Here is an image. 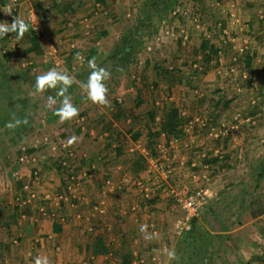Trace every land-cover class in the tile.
I'll return each mask as SVG.
<instances>
[{
	"label": "crops",
	"instance_id": "1",
	"mask_svg": "<svg viewBox=\"0 0 264 264\" xmlns=\"http://www.w3.org/2000/svg\"><path fill=\"white\" fill-rule=\"evenodd\" d=\"M21 1L25 2L22 9L20 8ZM21 1L17 10L8 15L2 10L7 0H0V22L11 23L16 15L19 17L22 15V18L26 15L25 20L28 21L31 4L26 0ZM56 1L59 2L60 0ZM250 1H254L253 8L255 11L263 10L264 4L255 0ZM144 2L145 0H142V3L136 7L139 12L138 16L142 17L141 19L144 18L145 13ZM232 5H229L230 9L234 6ZM71 7L69 10L68 6L65 7L63 3L61 5H50V8L46 7L47 15L42 20L43 34L46 31L47 34H50L49 36L53 37L52 41H56L59 45V66L55 67L52 62H43V56L47 50V39L43 38L40 42L30 34V28L28 34L30 38L28 40L31 47L23 48L25 43L28 42L25 34L26 39L23 38L24 44H20L21 55L18 60L36 58V61L40 60L41 64L43 62L44 65H42L48 70L53 67L57 70H67L68 74L75 77L76 81L87 80L91 71L88 67V60L93 57L96 58L98 66L109 68L110 78L112 79L120 78L122 73L126 72L130 66L137 64L135 62L138 58L140 59L142 49L144 51V46L148 43V40L143 42V38L140 40L141 38L136 37L135 49L127 56L126 61L122 58V52L118 50L121 41H132L135 38L134 36L130 38L124 36L132 25H136L141 20L138 18V20L128 21L124 25L126 21L118 18V15L126 17L127 11H130L129 0H77ZM251 20L253 25L254 19ZM255 23L259 24L256 20ZM253 27H255V30L258 28L257 25H253ZM140 28L137 29L138 34L143 31ZM143 29L145 30V28ZM155 30L156 28L152 33L156 34ZM192 30L190 38L194 35ZM244 33L252 32L249 28ZM254 34L256 36L252 37L250 41L259 44L258 37L262 36V32H255ZM32 39L34 40L31 42ZM262 39H264L263 36ZM5 41L3 37L1 43L5 44ZM138 41L141 44H138ZM70 43H75V49L68 50ZM40 44H44L42 51L35 50L33 52L34 50L30 49H38L37 46H40ZM260 45H255L252 48L254 53H263L264 46L260 47ZM124 50L129 52L130 47H126ZM77 53H81L84 57L82 65H78V61L74 59ZM159 57L160 55L155 57V61L157 64L159 63V67L163 68L165 61ZM151 59L149 56L144 58L143 62L142 60L138 61L140 69L143 70L142 75H144L138 86L135 82L133 85H119L114 80L107 83L112 95H108L110 104L106 107L92 104L86 99V95L79 85L73 83L68 89V94L80 112H86L88 115L86 116L89 124L84 132L74 126L73 121L75 118L64 123L59 122V118L53 113V110L59 107V98L57 104L51 106L48 110L49 116L47 117L51 119L50 124L56 123V128L53 129L52 126L47 125L42 130L45 131L43 135L52 134L67 141L70 137L76 136L78 141L73 144L77 148L72 165L73 172L79 173L83 170L94 169L93 179L86 183L82 181L83 187L80 185L75 191L76 194L84 196V202L78 200L75 209L67 206L62 208L66 215V221L60 224L61 230L59 233L52 231V221L49 219L33 223L31 217L35 212L33 209L35 205H23L19 208H13L8 214L3 211L2 218L7 219V221H9L7 218L9 215L12 218V221H9L10 223H2L5 225L8 234H12L11 236L19 240L17 249L21 251L17 254L22 255L23 258L27 255L24 261L18 259L16 264H34L37 255H46L49 257L51 264H88L87 258L91 260V264H171L172 261L168 260L166 250L175 248L177 250L179 236H174L172 229L175 218L182 214V210L176 198L170 196L167 189L169 187L196 189L204 186L216 190L204 206L200 208L201 211L206 212L205 218L207 221L204 223V229L216 241L214 239L211 243L212 247H210L208 254H212L211 258L209 256L205 257L203 264H208L207 262L219 264L215 255L216 252L221 254L225 264H246L248 262V258L244 253L245 240L257 233L252 232L253 230L250 228L249 231L245 232L244 227L245 225L251 226L256 219L264 218V213L250 216L252 199L258 196V186L264 185V118H258L260 115L254 113L255 115L250 118V125L248 123L241 125V129L237 130V128L235 131L227 133L226 136L218 138L210 136L209 133L215 127L219 129L227 128L223 124L226 123V120L215 119L216 124L213 122L215 127L210 121V129L204 128L207 126L205 125L194 126L187 130L183 128L180 131L173 129L168 132L161 131L158 126L156 128L149 127L146 125L149 118L154 117L153 123H166V116L170 113V107L177 110L180 105H183L175 104L178 101L177 98L172 102L173 104L167 103L170 107L169 109L165 108V110L162 105L164 104L162 98L158 101L154 99L155 95H152V88H154L153 91H160L163 94L162 91L165 90L166 85L162 80H159L155 72L152 76L151 72L146 73L153 67ZM0 60L4 63H10L7 55L0 54ZM36 69L35 67L32 69L37 71L36 75L43 74L44 70ZM33 71H30L29 75L33 74ZM5 73L7 79L12 80V76H9L6 71ZM145 75H149V79ZM16 85L18 88L19 83ZM178 89H181V86ZM50 91L51 95L47 94L46 98L55 96V90ZM111 96L112 98H110ZM183 103L185 102L183 101ZM188 103H192L190 105L192 111L199 109L194 102L189 101ZM34 104H36L35 109L28 112L30 116L34 115L31 124L36 119L39 103L34 102ZM114 107L117 108L114 110ZM195 127H202L206 132H203V134L194 132ZM116 137L121 138L126 145L122 146L119 142L114 141ZM208 138L211 140L209 141ZM204 139L208 143H204ZM110 141L112 143H109ZM135 143H141L143 150L133 151L135 152L133 154H137V156L133 158L130 166L128 163L126 164V166H129L127 169L133 168L131 170L134 173L120 171L122 166L119 164H114L113 167V164L110 163V156L116 154L121 156L120 154L127 153V146ZM113 145L115 147H112ZM160 147L165 150V153L161 156V162L169 166L171 170L166 177L152 170V160L160 161L159 156L161 155L157 156L155 154V156H152V153H159ZM42 153L46 159L41 163L43 165L41 166L43 179L39 186L47 189L51 188L52 184H57V187L61 184L62 187V179L54 171L57 162L62 158V152L59 149L56 151L45 149ZM94 157L99 160L103 157L102 165L106 167L104 164L109 162L111 167L108 169L107 175L101 176L100 181L96 178L95 166L97 172L100 168ZM204 157L212 161L209 169L203 168V165L206 164V162H203ZM22 167V170L25 171L24 174H28L29 169L26 166ZM13 172L6 173L13 183L12 188L20 182L12 178ZM21 173L23 174L22 171ZM128 174L130 177L132 176V182L124 190L106 192L104 184L106 179L117 182L122 176ZM192 176H195V178ZM134 179L142 180L144 185L151 189L148 198L142 197L138 187L133 182ZM91 182L96 184L94 188L97 189L93 195L88 188L92 185ZM87 183H89L88 186H86ZM233 186L234 188L231 190ZM61 187H58L59 190L53 187V192L61 191ZM12 188H8L7 191L16 193L17 191ZM247 189L250 191L248 192ZM246 195L250 198L248 208L246 207V200H248ZM10 196L11 194L6 195V197L3 196V200L7 201ZM234 198H238L237 210L229 220H225L226 212L220 211V208L225 204H231ZM101 200H104L106 204V213L102 216L94 213L92 209ZM241 203L242 206H245L244 211L240 210ZM4 204L7 206V202ZM20 213H25L28 220H20ZM70 217L73 219L72 225H70ZM242 218L250 220L247 223L240 224ZM142 224L148 225V233H156L158 238L144 239L139 231ZM259 224L262 225L261 220ZM89 227L92 230H88ZM252 228L255 229L254 226ZM116 229L120 232L119 236H116ZM47 236H51V238L48 239ZM94 236L102 237L105 245H109L113 249V256L104 254L91 258L90 244ZM260 242L261 239L256 240L253 238L248 247L253 245L255 248ZM2 246L5 247L4 244ZM259 250H262V248L260 247ZM260 254H262V251ZM2 259L5 260V258Z\"/></svg>",
	"mask_w": 264,
	"mask_h": 264
},
{
	"label": "rangeland",
	"instance_id": "2",
	"mask_svg": "<svg viewBox=\"0 0 264 264\" xmlns=\"http://www.w3.org/2000/svg\"><path fill=\"white\" fill-rule=\"evenodd\" d=\"M26 1L32 5L31 8L35 9L36 12H40L42 14V19H43V17L45 18L47 15L46 7L50 8V5H53V4L61 5V3H63L64 6L65 7L68 6V9L70 10V8H72L71 5L75 3L77 0H74V1L60 0L59 2H57L56 0H26ZM196 1L198 0H178L173 7L191 6L189 7V13L190 15H192L193 13L194 17L197 18V24L199 25L198 29L194 26V24L188 22L190 15L186 19L183 18L182 16L168 15L169 13L165 15L166 18H162V19H159L155 16L152 17L151 22L154 25V29L156 28L155 30L156 33L159 32V28L161 26L160 21L164 20L170 32H172V35L162 34L160 37V40L156 41L155 36H157V34L149 32L152 30L146 31L142 29L143 30L142 32L144 34L143 42L145 40H148V43L144 46V51L142 49L140 59L138 58L137 61L135 62L137 64L132 65V67L130 66V68H128L126 72L122 73L120 78H116V79L110 78L109 80L106 81V84L109 82H113L114 80L119 85H125V84L133 85L135 82L136 86H138V83H141V79L144 76L142 75L143 70L142 68L140 69L138 61L142 60L143 62L144 58H148L150 56L152 58L151 64L153 67L152 69H149L148 71H146V73L148 74V72H151V76H152L153 72H155L159 80H162L166 85L165 90L162 91L163 94H161L160 91H153L154 88H152V95L153 96L155 95L154 99L157 101L160 100V98H162V103H164V105H167V103L173 104L172 102H174V100H177L178 98V101L175 104H183L177 108L178 115H179L180 109H185L186 112L189 113L190 115H199L202 117H207L208 119L211 118L209 117L210 113H213L216 120H221V119L226 120V123H223V124L227 128L231 123L234 122L235 114L237 113H239L241 117L243 118H246V117L252 118L255 115L254 113L260 115L258 118H261V119L264 118V49H263L262 54H258V52L254 53V51L252 50V48H254L255 45L261 44L260 47L264 46L263 45L264 39H262V36L264 38V31H263L264 30V8L263 10L255 11L253 8V4H255L254 1H247V0H205V1L203 0L205 3H201V4H199ZM255 1L258 3L264 4V0H255ZM247 2H249L250 4H246ZM129 3L131 7L129 8L130 11H127L126 17L124 16L121 17L118 15V18L122 19L123 21H126L124 25H126L128 21L134 22L136 19L138 20V18L140 19L142 18L138 16L139 12H138V8H136L142 3V0H131V1L129 0ZM24 4L25 2L21 1V4H20L21 9L23 8ZM230 4L234 5L231 8L232 10L229 7ZM201 6H202V9H201ZM35 7H37V9ZM231 11L235 13V18H238L239 23H232V18L229 17V12ZM260 16H263V17L260 18ZM21 18H22V15H21ZM23 18L26 19V15ZM251 19H254L253 25L258 26L256 30H255V27H253L252 25ZM255 20L258 21L259 24L255 23ZM217 23H221L222 27L227 29V32H228L227 38L229 40L233 37L235 38L236 41H238L237 46H239L240 44V45H245L247 47L242 55L243 60H241L240 64H238V66L236 67L232 75L230 73H224L223 70H221V72H217V69L214 66V61H211L213 67H209V69L204 72V64L206 63L205 61L206 56L207 58L209 57L210 59L212 48H214V46H218L219 42L217 39L221 38V31H218L215 28V25ZM208 28H211L210 31H208L209 30ZM249 28L251 29L252 33H247V34L244 33V31L248 30ZM181 29H186L185 31L187 34L186 40H183L181 37L182 34L179 33ZM191 30L194 34L192 35L193 36L192 38H190ZM255 32H262V36L258 37L260 41L259 44L255 42L252 43L250 41L252 37L256 36L254 34ZM29 33L30 31L26 33L27 39L25 37L23 38L28 40L30 38L28 37ZM49 35L50 34H47V32L45 31L42 37V39L43 38L47 39L46 45L49 41L53 40V37ZM23 38L19 39V42L21 45L24 44ZM2 40H3V37H0V42H2ZM30 41L32 42L33 40H30ZM40 42H41V39H40ZM148 44L151 46L150 51H147L145 49V47ZM29 46L31 47V43L28 40V42L25 43L23 48H29ZM37 47L38 49L37 48L36 49L30 48V49L34 50L33 52H35V50L42 51V49L44 48V44H40V46L38 45ZM203 47L205 50L203 49ZM158 55H160L159 57L160 59L163 58L162 60L165 61L163 68L161 66L159 67L158 66L159 63L157 64V62L155 61V57H157ZM17 58H20V56ZM211 58L212 60H214L213 57ZM32 60H34L33 68L35 67L36 69L37 67V69H40V70L42 69L47 72L48 69L43 66L44 65L43 62H42L43 64L42 65L40 63V60L36 61L37 60L36 58H33ZM22 61H23L22 59L20 60L16 59L15 62H10V63L5 62L4 63L5 71L8 72L9 76H12V80H11L12 87L13 86L16 87L17 86L16 84L19 83L18 88L17 87L15 88V90H17L18 92L17 93L15 92V94H18L20 98H26L29 101L31 100L33 102H38L39 105L36 111V114H37L36 119L33 121L32 124H30V126L26 130L23 131L20 137L12 134L11 137H9L8 139L6 137H3L4 133L1 132V129H0V217L3 211L6 214H8V212L13 210L14 208L13 204H10L11 202H8V201L11 200L12 195H17L18 193H20V190H21V182H19L18 184L16 183L12 188L13 183L11 179H9L10 178L9 175L7 176L6 174L7 172H13L14 170H20L23 173H25V171L22 170L23 167L20 164H18L16 160L20 145L24 144L26 146H29V144H31V142L34 140L35 137L37 138L43 135L45 131H42V130L44 127L46 128L47 125L52 126L53 129L56 128V123L50 124L51 119L47 117L49 116L47 112L50 109V107L47 104L46 95L47 94L51 95V91L49 92L47 91L45 93L35 92L34 86H35L36 76H38L36 75L37 71H33L32 68L29 67L31 68L30 71H33V74L28 75L27 72H25L26 67H23V65H21ZM184 61L185 62L187 61L188 63L187 66L183 65ZM221 63H223V65H225V68L227 69V63H229L228 59L227 58L225 60L222 59ZM194 64H196L198 68H194L193 67ZM193 69L199 70L200 72H204L201 75V78L199 80H195L194 83L191 85L187 83L185 84L179 83L178 81L179 76ZM145 76L146 78L149 79V75H145ZM14 77L16 78V82L14 80ZM180 86H181V89H178V87ZM235 87H241V92L239 93L235 92V90L233 89ZM190 89L192 92L190 91ZM108 95H112L110 89H109ZM156 95L160 97H157ZM201 96H206V99L210 100L209 101L210 105H211V101H213L212 106H207L206 104H209L207 102L204 104H199L197 99ZM110 98H112V96ZM182 99L185 103H183ZM189 101L194 102L197 105V107H199V109L192 111L191 106H190L192 103H188ZM213 103H216V105H213ZM15 108H18V105L15 106ZM116 108L117 107H114V110ZM30 110H32V108ZM55 110L56 108L53 110V113H55ZM26 112H28V110ZM79 114L84 115V116L87 115L86 112H80ZM215 119L212 118V122H211L212 125H213V122H215ZM246 123L250 125V121L249 122L243 121L242 123H240V125H238L237 130L241 129V125H245ZM213 126L215 127V125ZM204 128H207V127H204ZM181 129L183 130V126L181 127ZM214 129L218 130L219 128L215 127ZM194 130H195L194 132H198L200 134H203V132L204 133L206 132L202 129V127H195ZM230 132L231 131L229 130L228 134ZM208 140L210 141L211 139L208 138ZM109 143H112V141H110ZM204 143H208V141L204 139ZM128 146L126 148L127 153H122V155L120 154L121 156H118L117 154L115 156L113 155L110 156V159H111L110 163L114 161L112 162L113 167H114V164L121 165L122 169L120 171L122 172L129 171V170L132 171L131 169H133V168H130V169H127V168L130 166L133 160V153H135L136 151L135 152L129 151ZM157 153L158 152L156 153L153 152L152 156H155V154L158 156L160 154V153L158 154ZM136 156L137 154H135V157ZM161 156L162 154L159 156L160 162L162 161ZM102 160H103V157L100 160L96 158V161H95L98 164V167L100 168V170L97 172V167L95 166L96 178L99 181L101 180V176L107 175V172H108L106 171V167L102 165V162H103ZM127 163L129 166L128 165L126 166ZM130 171L127 173H131ZM92 182H91L92 185L89 186L90 187L89 189L92 191V195H93L94 192L96 193L97 189L94 188V185L96 184ZM60 185L61 184H59L58 187H61ZM234 186L231 187V190H233ZM53 187L56 188L57 184H52L51 188H47V190L54 191ZM58 187L56 188L57 190H59ZM8 188H12L13 190L17 192L13 193L11 191L9 193L7 191ZM247 191L249 192L250 190L247 189ZM8 194H11V196L8 198L7 201H4L3 196L6 197V195ZM257 194H258V196L256 197L257 201L255 198H253V200L255 199L256 201V203L253 204L254 210L264 207V185L258 186ZM246 197L248 199L246 200L247 201L246 207L248 208L249 207L248 205L250 204L249 202L250 198L248 197V195H246ZM1 200L4 203L7 202V206ZM231 202H232L231 204H225L223 207L220 208V211L226 212L224 216L225 220H229V218L233 216L235 214V211L237 210L238 198H234L233 201ZM199 214L201 216H205L206 212L204 210L201 211L200 209ZM249 220L250 219L242 218L240 224L247 223ZM260 220L262 222V225L259 224ZM206 221H207L206 218L205 220H202L201 228L203 227V230H205L204 223ZM2 222L10 223L5 218H2L0 220V243L5 245L4 247L2 246V244H0V264H16V262H18V259H21L20 261H24L27 255L23 258L22 255L17 254L19 251H21L17 249V246L19 245L17 244L12 245L10 238L11 237L15 238V237L11 236L12 234H8V232L5 230V225H3ZM72 224H73V219L72 217H70V225ZM252 224L251 226L245 225L244 227L245 232L249 231V228H250L253 230L252 232L255 231L257 233V234H253V236L251 235L250 238L245 240L246 243L244 244L245 245L244 253H245V256L248 258V262L246 264H263L264 263L263 262V258H264V255H263L264 254L263 253L264 252V218L256 219ZM252 226H254L255 229H253ZM253 238L256 240H258L259 238L261 239V242L258 243L256 245L257 247L255 246V248L253 245H250L251 247H248L250 242L253 241ZM178 240H177V243H178ZM32 243L33 241L31 242V245ZM260 247L262 248V250H259ZM248 248H251V249L249 250ZM175 249L174 251L176 253V259L172 260L171 264H190L187 259L188 255H185L183 257L181 256V253L179 254V251ZM261 251H262V254H260ZM190 252L191 250L188 251L187 253L190 254ZM218 253L219 252H216L215 255H216L217 260L219 261V264H225L223 262L221 254H218ZM211 255H208V256L211 258ZM2 258H5V260H3ZM192 264H200V263L192 262Z\"/></svg>",
	"mask_w": 264,
	"mask_h": 264
},
{
	"label": "built area",
	"instance_id": "3",
	"mask_svg": "<svg viewBox=\"0 0 264 264\" xmlns=\"http://www.w3.org/2000/svg\"><path fill=\"white\" fill-rule=\"evenodd\" d=\"M20 3V0H7L5 3L4 9H7L9 5H12V12L17 10V7ZM232 5V4H231ZM32 6V5H31ZM233 6V5H232ZM189 7H181L176 6L170 10V15L172 16H182L183 18H187L189 13ZM36 16H35V15ZM229 17L232 18V23H239L238 18H235V13L233 11L229 12ZM234 17V18H233ZM263 17V16H262ZM261 18V16H260ZM42 14L40 12H36L35 9L31 8L30 16H29V28L32 36L36 37L38 40L43 37V25H42ZM36 21V23H33ZM190 23L194 24V26L198 29L199 25L197 24V18L194 17V14L189 16ZM161 26L159 28V32L156 33L155 40H160L162 34L172 35L169 28L165 24L164 20L160 21ZM215 28L218 31H221V40L226 42H231L232 47L234 49L235 55L231 57L229 63H227V69L223 63H220L216 66L217 72L224 71V73H230L231 75L234 73L238 64H240L241 60H243L242 55L246 50L245 45L237 46L238 41L235 38H231L230 40L227 38V29L222 27L221 23H217ZM186 29H181L179 33H181V37L183 40L187 39ZM5 44L0 42V54L7 55L10 62H15L17 57L21 55V45L19 40L15 38V33H9L5 37ZM235 41V42H234ZM68 50L75 49V43L69 44ZM145 49L147 51L151 50V46L148 44ZM59 45L56 41H49L47 43V50L45 55L43 56V62H52L55 67L59 66ZM217 55H221L220 51H217ZM84 62V60H83ZM83 62L78 61V65H82ZM23 67H31L33 69V61L23 59L22 64ZM194 68H198L196 64L193 65ZM245 77V76H244ZM235 92H241V87L233 88ZM179 116L183 118V128L191 129L194 126H205L209 125L211 118L202 117L199 115H190L186 112L185 109L179 110ZM243 121L249 122L250 118H243L239 113L235 114V120L231 123L228 128H220L218 130L213 129L210 131L209 135L215 138L226 136L228 131H235L238 128V125ZM73 124L78 130L84 132L88 128V118L84 115H78ZM112 147H115L113 145ZM45 149L56 151L60 150L62 153V158H60L59 164L63 170L61 174H58L62 179L63 185L61 187V191L53 192L51 190L43 189L40 187V182L43 179L41 172V163L46 159L42 151ZM77 148L72 145L68 146L67 140H64L58 136L52 134H45L39 137H35L34 140L26 146L21 144L19 147V152L17 155V162L21 166H26L29 169V173L22 174L20 170H15L12 174V178L21 182V190L17 195H12L10 204H13L14 208H19L23 205L34 206L35 212L32 214L33 223H39L42 220L49 219L52 222H57L59 224L65 223L66 215L62 211L64 206L75 209L77 207V201L81 202L85 201L84 196L81 194H76V189L81 185L83 187V182H90L93 179L94 169L83 170L82 172L76 173L73 172L72 165L76 156ZM143 145L141 143H135L130 145L129 151H142ZM160 154H164L165 150L160 147ZM210 164H204V169H209ZM152 170L159 172L160 175L166 177L167 174H170L171 170L169 166H166L164 163L156 160H152ZM193 177V176H192ZM195 178V176L193 177ZM83 181V182H82ZM132 182V178L129 175H124L122 178L113 182L110 179H106L104 181L106 192L113 191H121L124 190ZM134 184L138 187L139 192L141 193L143 198H148L151 193V189L148 186L144 185V182L140 179H134ZM168 194L176 198L179 203L180 209L182 210V214L178 215L173 222V235L180 236L182 233L188 231L191 227V221L199 216L200 208L207 202L208 198L211 196L213 192H216L215 189H212L208 186L196 188V189H188L186 187L183 188H175L169 187L167 189ZM94 213L98 215H105L106 213V204L104 200L99 201L92 207ZM79 217V215H77ZM20 220L25 221L28 220V216L25 213H20ZM88 230H92L89 227ZM48 239L51 236H47ZM18 238H12V245L18 244ZM109 251L106 254L107 256L113 255V249L108 245ZM93 258V256L91 257Z\"/></svg>",
	"mask_w": 264,
	"mask_h": 264
},
{
	"label": "trees",
	"instance_id": "4",
	"mask_svg": "<svg viewBox=\"0 0 264 264\" xmlns=\"http://www.w3.org/2000/svg\"><path fill=\"white\" fill-rule=\"evenodd\" d=\"M177 1L178 0H145V2H144V8H145L144 18L139 20L136 23V25H132L128 29V31H126L125 36H124L126 38L127 37L130 38L131 36H134L135 38L132 41L127 40L125 42V40H124V41L120 42V46H119L118 50L120 52H122V54H123L122 58L125 61L127 60V56L132 52L133 49H135L134 44L136 43V40H135L136 37H139V39L141 38L140 40H142V38L144 36L142 31L138 34L137 29L142 27V28H140V30L145 28L146 31L152 30V31H149L150 33H152L154 30V25L151 22L152 16H156L159 19L166 18L165 15H167L168 13H169L168 15H170V10L173 8V6L175 5V3ZM204 1L198 0L196 2L201 4V3H205ZM247 1H250V0H247ZM246 4H250V3L247 2ZM35 8L37 9V7H35ZM201 9H202V6H201ZM205 29H207V28H205ZM32 40H34V39H32ZM217 40L219 42L218 46H214V48H212L210 59H209V57L207 58V56H206V59H205L206 63L204 64V72L206 70H208L209 67H213L211 61H214V66L216 67L217 65H219L221 63L222 59L225 60L227 58L228 61H230L231 57L235 55V52H234V49L232 47L231 42L224 43L221 39H217ZM138 44H141L140 41H138ZM126 47H128V48L130 47L129 52L128 51L126 52L124 50V48H126ZM203 49H204V47H203ZM217 51H220L221 55H217ZM211 57H213L214 60H212ZM183 65L187 66L188 65L187 61L186 62L184 61ZM4 68H5V64L2 60H0V70H1L0 71V129H1V132L4 133L3 137H6L9 139V137H11L12 134L20 137V135L23 133V131L26 130L30 126L31 120H33L34 115L30 116L28 112L30 111L31 108L33 111V109H35L34 107H36V104H34V102L31 100L29 101L26 98H20V96L18 94H15V92L16 93L18 92L17 90H15V88L17 86L12 87V84H11L12 81L10 79H7ZM30 70H31V68L28 67V68H26L25 72H27V74L29 75ZM204 72H200L199 70H196V69L190 70L189 72H187L185 74H181L178 78V81H179V83H183V84L187 83V84L191 85L194 83L195 80H199L201 78V75ZM15 81H16V79H15ZM49 91L50 90H48V92ZM197 101L199 104H204L206 102L209 103L210 100L206 99V96H201L197 99ZM212 102L213 101H211V105H210V103L206 104V105L212 106ZM17 105H18V108H15V106H17ZM162 105L164 106L163 107L164 109L165 108L169 109V107H170L169 105H164V104H162ZM213 105H216V103H213ZM170 108H171L169 110L170 113H168L166 116V119H167L166 123H159V124L153 123L154 117H152V118H149V120L147 121L148 126L149 127L151 126V128H153V127L156 128L158 126V128L161 129V131L170 132L169 130H173V129L180 131L181 130L180 127L183 126V123H184L183 120L184 119L178 115L177 110L172 109V107H170ZM27 110H28V112H26ZM150 115H152V114H150ZM209 117H211V121H212V118L215 119V116L213 115V113H210ZM14 118L19 119L21 121L26 120L27 123H21L18 127L11 129V130L7 129L5 127V125L9 121H12ZM210 125H211V123L209 124V126H206V127L210 129ZM2 129L5 131H3ZM6 141H8V140H6ZM114 141L120 142V144L122 146H124V144H126V143H123V140L119 137L114 138ZM133 158H135V154H133ZM203 162L204 163L206 162L207 164L212 163V161L209 160V158H207V157H204ZM104 165L106 166V171H109L108 169L111 168L109 166L110 165L109 162H107ZM54 171L57 172V174H61L63 172V170L59 164H56V166L54 167ZM130 172L134 173L133 170ZM84 183H86V182L84 181ZM62 185H63V182H62ZM88 185L89 184L87 183L86 186H88ZM88 188H90V187L88 186ZM255 199H257V198H255ZM255 199L254 200L252 199V202H251L252 204H250V209H251L250 210V216H256V215H260V214L264 213V207H261L260 209L254 210L253 203L255 202ZM244 209H245V206H242V203H241L240 210L244 211ZM10 216L11 215H9L7 218L11 222L12 218ZM201 218H202V220H205V216H201L199 214V216L195 217L191 221L190 229L188 231L182 233L179 236V240H178V244H177V250L179 251V254L181 253V256H183V257L185 255H188L187 259H188L190 264H192V262H198L200 264H203L205 257H208L210 247H212L211 243L215 239L214 237L210 236V234L208 232L203 230V227L201 228V225H202L201 224ZM60 230H61V225L57 222H52V231L54 233H59ZM116 232H117L116 236H119L120 232L118 229H116ZM190 250H191V252H190V254H188L187 252ZM108 251H109V247L107 245H105L101 236L100 237L94 236L91 239L90 255H92V256L104 255V254H107ZM113 254H114V252H113ZM263 262H264V258H263ZM87 263L91 264V260L89 258H87ZM207 263L210 264L209 262H207Z\"/></svg>",
	"mask_w": 264,
	"mask_h": 264
},
{
	"label": "clouds",
	"instance_id": "5",
	"mask_svg": "<svg viewBox=\"0 0 264 264\" xmlns=\"http://www.w3.org/2000/svg\"><path fill=\"white\" fill-rule=\"evenodd\" d=\"M2 10L6 14L11 15L12 5H9L7 9ZM33 23H36V21H33ZM28 32L29 22L17 15L13 17L11 23L6 21L0 22V37H5L9 33H15V38L19 40ZM74 59L82 63L84 57L81 53H77ZM88 67L91 71L89 72L86 81H76L75 77L69 75L67 70H57L55 67L36 77L34 86L36 93H45L48 90H55V96L47 97V104L49 107L56 105L59 98V107L56 108L54 114L59 118L60 123L71 121L79 115V109L73 104L71 96L68 94V89L73 83L79 85L85 93L86 99L92 104L105 107L109 106V89L106 84V81L111 77L109 68L98 66L95 57L88 60ZM21 123H27V121H21L14 118L12 121H9L5 127L11 130L18 127ZM77 141L78 138L72 136L68 139L67 144L68 146H72ZM139 231L146 240L158 238V234L148 233V225L146 224H142ZM166 255L169 261L176 259L174 249L166 250ZM34 264H51V262L46 255H37Z\"/></svg>",
	"mask_w": 264,
	"mask_h": 264
}]
</instances>
